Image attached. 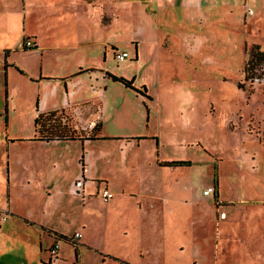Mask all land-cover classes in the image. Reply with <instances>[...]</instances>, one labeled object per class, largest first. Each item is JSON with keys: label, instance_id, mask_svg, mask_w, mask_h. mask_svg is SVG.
<instances>
[{"label": "rangeland", "instance_id": "obj_1", "mask_svg": "<svg viewBox=\"0 0 264 264\" xmlns=\"http://www.w3.org/2000/svg\"><path fill=\"white\" fill-rule=\"evenodd\" d=\"M44 1H56L60 6L65 3V0ZM29 2L26 33L39 28L37 13L42 10L36 7L35 0ZM100 2L97 8L105 11L102 21H107L109 14L122 11L119 19L112 17L109 24L95 25V14L82 2V31L75 25L76 20H65L64 24L57 21L59 36L65 37V30L75 34L60 39L64 46L60 51L70 57L68 73L76 72L80 65H94L128 79L134 76L133 83L139 89L110 78L105 80L108 102L105 131L158 138L157 145L156 137H146L142 138L140 150L137 147L128 150L129 156L142 162L137 165L134 179L129 178L130 189L136 197H141L143 190L156 198L145 196L140 203L145 218L152 220V224L145 221V225L139 223L135 225L137 228L134 225L128 228L126 222L127 232L122 228L123 217L120 219L114 213L108 217L107 232L104 225L101 227L105 203L100 197L83 207L79 199H74L67 229L74 231L78 227L81 231L79 225L87 218L90 238L100 249L124 255L132 264H264V73L252 80L244 77L245 63L254 46L264 51V22L257 25L250 22L247 10L244 23L240 20L239 25L213 23V12L212 21L203 16L204 12L202 15L195 12L190 21L187 12L177 6L172 12L178 21L170 20L168 11L160 8L154 16L161 24L154 26L139 7L127 8L125 14L117 7L118 0ZM14 4L20 11L21 0ZM244 7L247 9L248 5L245 3ZM18 24V29L8 33L5 40L8 45L23 41L22 16ZM192 31L198 35L194 52L186 44ZM130 37L139 43L137 59ZM111 43L126 50L129 56L117 60ZM16 56L21 60L36 59L33 53L17 52ZM52 60L47 59V70H53ZM35 65H28L29 73ZM260 71H264V64L257 67V72ZM19 74L11 78L13 98L9 119L5 114V89H0V201L7 198L6 139H11L6 136L8 124L11 135L28 134L33 126V119L28 117L37 97L35 83L28 75ZM145 105L149 108L148 115ZM77 116L79 126L86 124L87 128L93 122ZM68 124L72 126V118ZM77 146L85 148L81 143ZM152 147H159L160 159L188 160L190 165L167 167L148 163ZM88 148L93 156L104 154L113 159L118 154V143L112 140L92 141ZM76 162L73 158L75 169ZM101 165L99 162L103 168ZM108 174L118 182L112 168ZM208 186L215 188L216 199L215 193H203ZM116 188L121 189L118 185ZM122 204L121 212L129 211L135 201L132 197ZM221 211L226 218L220 216ZM129 214L125 218L131 219ZM157 215L160 223L155 224ZM77 246L76 262L72 245L67 247V264H101L98 252L81 248L79 242Z\"/></svg>", "mask_w": 264, "mask_h": 264}, {"label": "crops", "instance_id": "obj_2", "mask_svg": "<svg viewBox=\"0 0 264 264\" xmlns=\"http://www.w3.org/2000/svg\"><path fill=\"white\" fill-rule=\"evenodd\" d=\"M15 1L0 0V89H5V95L7 97L5 109L7 119L10 118V107L12 106L10 104L13 98L10 90L13 84L12 77H19V73L28 75L33 83H35L37 97L35 99V106L32 105L29 110L28 119H33L32 131L25 135L14 133L11 135L9 124L6 130V136L11 138L10 140L6 139V148L8 151L7 198L5 201H0V207L7 208L9 216L0 226V264H67L68 255H66V249L69 245H72L76 262L78 242L81 248L86 247L98 252L102 261L107 260L110 264H132L130 259L124 257V255L121 256L118 253L114 254L109 252V250L100 249L94 239L90 238V233L87 228V218L83 220L86 222L82 221L80 223L81 225H79V227L81 226V231L78 230V227L74 231L67 229L71 223V205L74 199H79L82 202V207L98 201L96 196L100 197L98 195L99 190L106 187L113 193V196L103 202L105 206L101 212V227L104 225L105 232H107V228L110 225L108 217L111 213L118 214L120 219L123 217L122 228L125 232H127L124 228L126 222H129L128 228L139 223L145 225V221L149 223L150 220L148 217L147 219L145 218L144 210L140 203L145 196L153 199L156 196L149 193L145 194L142 190L141 197H136L134 191L130 189L132 186V180L130 179H134L137 165L142 164V162L135 157L129 156L128 150L135 147L140 150L142 148L140 146L142 138L149 137L154 139L156 136L107 133L105 131L106 121L104 120L108 108V102L106 100L107 85L105 84V80L108 77L105 76V72L110 71L94 65L85 67L80 65L76 72L68 73L69 67L67 68L66 66L69 64L67 60L69 62L70 57L67 53L60 51L64 47L60 44V39L68 38L70 34L75 36V34L65 30V37H61L58 35L57 28V21L61 22L62 20L61 23L64 24L65 20L72 22L76 20L75 25L79 26V30L82 31V14L80 11L84 10V5L82 4L84 1L90 7V11L96 16L93 19L95 25L109 24L112 21V17H118L119 19V14L122 11H115V13L109 14L110 17L107 21H102V14L105 11L98 9V6L102 3L100 0H65L62 6L56 1L45 2L44 0H35L34 4H37L36 7L42 9L37 13L40 26L36 31L26 33L27 26L25 21L27 19V7L30 0H21L22 8L20 11L16 10ZM118 1V9L121 7L125 14L128 13L126 11L127 8L134 6L139 7L141 11L143 9L142 12L146 15L150 25L154 26L161 24L160 19H156L154 16L156 10L160 8L168 11L170 20L175 21L177 19L178 21L179 19L172 12L177 6L183 13L187 12L191 18L190 21H193L192 19L195 18L196 13L202 15L203 12V16L209 19V21H212L210 14L213 12L215 16L213 18L214 21H212L213 23H222L231 26L234 24L239 25L240 20L244 23V12L247 10L244 7L245 3L248 5L247 8H251L252 10V13H249L251 15L250 22L256 25L259 22H264V0ZM21 16L23 26L21 41L24 37L31 38L34 41L33 48H24L20 44V41L16 45H8L5 41L11 29H18V22H20ZM80 35L82 36V33ZM196 37L198 35L195 32H189L186 44L190 52H194L198 46V42L197 44L194 43ZM64 40L66 41L67 39ZM129 40L131 43H134L135 59H137L139 43L134 37H130ZM68 45L65 44V47ZM158 46L162 47L161 45ZM111 47H113L112 49L115 52L126 51L119 49L115 43H111ZM17 52H20L21 55L33 53L35 54L34 59H36H17ZM127 56H129V53ZM48 58L51 60L53 58L51 65L53 70H47V67H45ZM28 65H35L30 73L27 70ZM13 68L20 72L17 73ZM131 79L134 82V76ZM141 85L144 88L146 86L144 83ZM133 86L139 89L135 83H133ZM83 88H86L87 91L85 90L83 92ZM142 95L146 98L144 94ZM145 106L148 115L149 108L147 105ZM50 111H54L59 123L69 126L74 131L73 134L77 137L73 139H36L34 119L39 113L45 114ZM77 115L85 118V121L93 120L92 124L87 128L86 124L79 126V123L76 122ZM70 118H72V126L68 124ZM98 125H100L99 131L96 130ZM80 127L82 130H79ZM80 135H95L98 138L81 139L78 137ZM99 139L112 140L118 143V148H116L118 150L117 156L115 155L111 159L104 154L91 155L88 147L92 141ZM157 142L158 138L156 145ZM80 143L85 146L84 149L82 147V150L78 146L75 147ZM71 147H74L73 150L76 149L75 156L71 152ZM15 149L17 150V154ZM150 152H152V155L150 154L151 158H147L148 163H154L158 166L175 167L163 164L169 160L159 158V147H152ZM73 158L77 161L76 169L72 166ZM97 161L103 164V166L101 165L103 168L99 166V162L98 165L96 164ZM104 165H107L105 166L107 168ZM110 168L119 177L118 182L116 180L117 178L114 180L108 174ZM77 179H83V190L79 194H73L74 182ZM93 183H96V186L90 190ZM116 185L120 186L121 189L118 190ZM211 193H215V188ZM215 194L216 199L218 193L216 192ZM130 197H133L135 201L134 208L121 212L123 211L122 203L128 198L131 199ZM136 203L139 204V207L136 206ZM136 210L138 211V215H135ZM127 213L131 214H129L131 219L130 217L125 218ZM220 213L224 212L221 211ZM139 216H141V220ZM226 216L225 214L221 217L226 218ZM154 221L155 224L160 223V216L157 215ZM150 224H152V220ZM76 232L80 234L79 237L68 240ZM62 235L68 239H60L59 237ZM56 241L59 242V247L56 256H51L49 249ZM139 250L142 251V248Z\"/></svg>", "mask_w": 264, "mask_h": 264}, {"label": "trees", "instance_id": "obj_3", "mask_svg": "<svg viewBox=\"0 0 264 264\" xmlns=\"http://www.w3.org/2000/svg\"><path fill=\"white\" fill-rule=\"evenodd\" d=\"M23 46V45H22ZM24 48H33L26 47ZM264 64V51L260 49L258 45L254 46L251 57L246 61L244 67V77L245 79L252 80L255 76H260L264 71L257 72V67ZM106 77L120 81L126 87L134 89L133 80L127 79L124 76H118L110 72H105ZM145 90V88L143 87ZM138 92V90L135 89ZM140 93V92H139ZM147 109V108H146ZM34 130L36 132V139L50 140V139H73L77 137L74 131L69 128V126L61 125L58 121V117L54 111L47 112L45 114L39 113L34 119ZM96 130H100V125L97 126ZM81 139H97L98 136L88 135V136H78ZM168 166H179V165H189L190 161L188 160H170L163 163ZM60 239H68L66 236L59 237ZM116 259V258H115Z\"/></svg>", "mask_w": 264, "mask_h": 264}, {"label": "built area", "instance_id": "obj_4", "mask_svg": "<svg viewBox=\"0 0 264 264\" xmlns=\"http://www.w3.org/2000/svg\"><path fill=\"white\" fill-rule=\"evenodd\" d=\"M248 13H252L251 8H247ZM21 45L26 46V47H33L34 46V41L31 38H24ZM115 58L117 60L122 61L128 53L126 51H121V52H114ZM83 179H77L74 182V188L72 190L73 194H79L83 190ZM214 188L213 187H208L207 189L204 190V194H209L213 192ZM98 195L102 199V201H107L110 198H112L113 193L106 187H103L101 190H99ZM221 216H224V213H220ZM9 216V211L7 208L0 207V226L2 225L3 222L8 218ZM79 233L76 232L72 238H69L68 240H73L74 238L79 237ZM59 247V242L56 241L52 247L49 249V253L51 256H56L57 249ZM55 258V257H54ZM101 264H110L109 261L104 260L101 262Z\"/></svg>", "mask_w": 264, "mask_h": 264}]
</instances>
